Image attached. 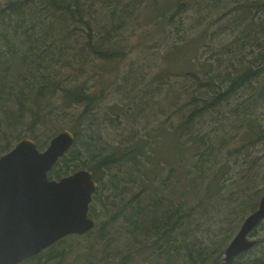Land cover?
Wrapping results in <instances>:
<instances>
[{
    "label": "trees",
    "instance_id": "trees-1",
    "mask_svg": "<svg viewBox=\"0 0 264 264\" xmlns=\"http://www.w3.org/2000/svg\"><path fill=\"white\" fill-rule=\"evenodd\" d=\"M230 1L237 16L230 25L219 30L233 35L224 45L230 54L227 61L219 58L217 64L216 60L207 63L213 74H209L210 69L206 68V77H202L193 69L192 56L196 53L193 49L197 45L196 40L184 35V38L167 49L165 55L166 60L180 61V66L164 70L159 63L149 65L148 69L141 65L139 68H132L125 78L118 81L116 91L121 94V99L131 98L133 101L130 106L133 112L128 111L126 115L136 118V114L144 113L153 101L147 99L140 103L136 100L138 91L141 92V84L135 80L137 70L140 72V80L150 76L164 84L171 79L166 78L168 74L191 77V82L182 86V91L174 92L157 106V110L163 114L174 106H178L177 113L180 114L182 110L181 122L173 127L172 133L150 144L149 135H152L146 133L145 139H140L139 129L133 124L132 128L139 135L131 130L129 136L118 144L106 141L104 133L94 127L88 116L105 98L106 81L101 79L102 85L94 93L78 78L96 67L95 60L112 62L125 57L124 48L108 45L112 39V30L127 27L128 17L135 18L138 24L145 27V31H153L155 28L157 31L159 24L167 21H178L185 25L184 16H192L194 8L196 13H203L205 10L204 15H208V20L211 16L215 18ZM204 15L197 16L195 21L204 23ZM211 25L212 23L209 24ZM240 44L243 47L237 49ZM69 69L72 72L66 73ZM173 81L180 82L181 79L174 78ZM245 86L253 87L256 92L251 96L245 95L241 105L252 108L264 102V0H5L4 3L0 0V156L25 137L35 139L42 149L47 141L39 139L35 130L48 123L49 115L60 108L84 106L81 113L77 114L78 128H70L75 134V142L49 172V176L59 179L81 168L93 171L99 185L89 215L95 221L98 219L96 205L100 203L102 213L109 215V223L113 224L115 236L125 237L129 245L140 244L136 250L124 255L120 264L125 259L132 260L134 255L140 257L141 262L143 259L148 262L155 258L156 264H162L163 260H170L172 254L181 251L185 252L184 259L188 264H207L210 260L217 264L222 260L223 248L232 239L231 234L213 253H209L208 248L198 244L196 238L191 240V236L177 232L182 225V222H178L185 215H191L193 209L201 208L204 200L206 202L211 198V192L199 199L186 213L183 210L191 199L178 206L169 202L172 194L167 192L173 182L174 171L182 167L175 164L160 179V184L158 178H151L147 161H143L142 157L146 155L145 147L148 143L156 155L165 157L166 160L189 154L194 145H209L216 158L228 140L221 137L219 146L215 141L210 144V136L200 135L191 126L198 114H205L209 108L222 104ZM199 88H206L207 92H195L194 89ZM204 93L206 96L201 97ZM184 94L187 100L182 102ZM238 106L234 111H238ZM118 108L124 111L123 106ZM60 114L65 113L59 112L57 115ZM120 114L118 111V115ZM244 115L247 116L246 109ZM248 125L251 135L256 136L251 137L243 147L264 141V128L261 129L260 124L252 120H249ZM162 128L160 126L158 130ZM57 133L59 132L54 135ZM185 133L187 138L184 142L182 135ZM167 137L172 141L167 140ZM14 140L15 144L12 143ZM170 150L171 153L167 155ZM239 151H231L229 154L234 155ZM205 153V150L201 152L202 155ZM70 155L72 158H69ZM209 160L199 159L195 164L196 168L200 169ZM72 161L76 163L72 164ZM257 165V160H252L250 169L253 170ZM182 166L188 168L183 164ZM186 171L191 173L189 169ZM137 177L141 179L142 191L129 196V184ZM212 188L215 189L208 186V190ZM104 191H109L110 194L104 195ZM255 207L253 205L251 210ZM97 225L96 223L93 229L83 235L91 236L95 233L101 240L107 239L106 247L110 243L116 249L112 255L122 256V247L113 244L117 239L110 234V227L108 229L104 224L97 229ZM63 239L20 264L34 260H40V264H50L49 260L65 264L66 253H54L55 247ZM109 259L110 257L104 260L92 258L91 262L96 264V261H106L109 264ZM237 259L231 264H243Z\"/></svg>",
    "mask_w": 264,
    "mask_h": 264
},
{
    "label": "rangeland",
    "instance_id": "rangeland-1",
    "mask_svg": "<svg viewBox=\"0 0 264 264\" xmlns=\"http://www.w3.org/2000/svg\"><path fill=\"white\" fill-rule=\"evenodd\" d=\"M1 1L2 3L5 2V0ZM225 5L226 7L222 8L215 18L211 16L208 20H206L208 15H204L205 10L203 13H196V8H194L192 16H184L185 25L178 21L174 23L167 21L159 24L157 31L156 28L153 31L152 29L145 31V27L138 24L135 18L128 17L127 27L119 28L118 31L112 30V39L108 45L114 48H124L126 50L125 57L112 62L95 60L96 67L91 72H87L78 78L79 81L85 82V87H88L90 92L93 91L94 93L102 85L100 80L104 79L106 81L104 83L106 86L105 98L96 109L88 113L89 121H93L94 127L104 133L106 141L118 144L129 136L131 130L139 135L138 131L132 128L133 124L139 129L140 139H145L146 133L152 135L153 138L149 135L150 144L165 138L168 133H172L173 127L181 122L180 114L182 110L179 114L176 110L178 106H174L168 108L163 114L157 110V106L159 103H164L174 92L182 91V86L189 84L191 77L184 74H168L166 78L171 79L164 84L150 76H145L140 80V72L137 70L135 80L141 84V92L138 91L139 96L136 95V100L140 103L147 99H153V101L149 103L148 109L144 113H137L136 118L126 115L128 111H130L128 113L133 112V110H130L133 101L131 98L121 99V94L116 91L118 81L120 78H125L132 68H139L141 65L144 69H148L149 65L159 63L164 70H168L172 66H180V61L166 60L165 55L167 49L184 38V35L188 38L193 37L196 40L198 46L196 45L193 48L196 50L195 55L192 56L193 69L199 72L202 77H206L204 69H210V66L207 65L208 62L216 60L215 64H217L219 58L225 61L229 58L230 53L224 45L231 40L233 35L227 31L221 33L219 30L230 25L237 15L236 10L232 9L233 4L231 1ZM202 15H204L202 17L204 23L196 22L197 16ZM210 23H212L211 26H209ZM186 24L188 25L186 26ZM240 47H243L242 44L238 45L237 49ZM70 72H72L70 69L66 70V73ZM209 74H213V70L210 69ZM174 78H180L181 81L175 82L173 81ZM194 90L197 93L207 92L206 88ZM253 92H256L253 87L245 86L222 104L209 108L205 114L197 115L198 117L191 129H195V132L200 135L210 136L212 138L209 141L210 144L215 141L216 145L219 146L222 141L221 137L228 140V143L222 147L216 158L211 153L209 145H194L189 154L179 156L174 160H166L165 157L156 155L148 143L145 147L146 155L142 157L143 161H147L151 178H158V182L169 173L175 164L182 167V169L179 168L174 171L173 182L169 185L167 192L172 194V200L169 202L178 206L183 201L191 199L190 203L187 201V208L185 207L183 210L186 213L187 210L198 203L199 199H203L206 194L211 192V198L206 202L204 200L201 208L193 209L191 215H185L184 219L178 222H182V225L177 230V232L191 236V240L196 238L197 243L207 247L209 253H213L218 246L222 245L230 234L232 238L237 233L243 219L254 210H251L253 205L257 207L260 198L264 194V141L243 147L251 137L255 138L256 136L255 134L251 135L248 125L249 120L260 124L261 129L264 128V102L252 108L246 107L245 104L241 105L245 95L250 94L251 96ZM209 94L211 95L212 91ZM200 96L205 97L206 94ZM186 100L187 97L184 94L182 102ZM236 105H239L237 112L234 111ZM118 106H123L124 111L120 110ZM83 107L78 105L67 109L60 108L49 115L48 123L42 124L41 127L35 130L39 139L47 141V145L42 149L48 146L50 139L56 132L78 128L77 114L81 113ZM243 108L246 109L247 116L244 115ZM118 111L121 113L120 115H118ZM59 112L65 114L58 116ZM185 113L187 114V112ZM170 117H172V120H169ZM160 126L163 128L158 130ZM24 134H26V130ZM186 138L185 133L182 135V140L185 142ZM167 140L172 141L170 137H167ZM12 143L15 144L16 140ZM204 150L206 153L202 155L201 152ZM235 150L240 151L234 155L229 154V152ZM69 158H72V155ZM203 158L210 160L205 165L200 166V169H197L196 162ZM254 159L257 160L258 165L251 170L250 163ZM71 163H76V161ZM182 164L188 168H183ZM187 169L191 171L190 174L186 171ZM210 185L215 189L208 190ZM142 188L141 179L137 177L134 182H130L127 194L132 196L134 193L142 191ZM103 194L107 195L110 192L104 191ZM100 206V203L96 205V210L99 211L98 219H96L97 229L106 224L108 229L110 227V234L114 237L115 232L112 230L113 224L109 223V215L103 214ZM254 231L251 237L258 238L261 242L242 257H239L237 261L240 263L264 262V220ZM115 237L117 241H114L113 244L122 247L123 254L120 257L112 255L116 251L113 245L109 243L106 247L107 239L101 240L95 233L91 236L68 235L55 247L54 253H66L65 264H95L91 262L92 258L104 260L108 257H110L109 264H120L123 256L136 250L140 244L129 245L125 237ZM225 247L223 250H225ZM184 256V251L174 253L170 260H163L162 264H188ZM40 262V260H34L26 264H40ZM49 262L50 264H58V260H49ZM96 264H107V262L96 261ZM123 264L156 263L155 258L149 259L148 262H144L143 259V262H141L140 257L134 255L132 260L129 258L126 261L125 259ZM207 264L214 263L210 260Z\"/></svg>",
    "mask_w": 264,
    "mask_h": 264
},
{
    "label": "water",
    "instance_id": "water-1",
    "mask_svg": "<svg viewBox=\"0 0 264 264\" xmlns=\"http://www.w3.org/2000/svg\"><path fill=\"white\" fill-rule=\"evenodd\" d=\"M75 134L64 129L45 149L26 137L0 156V264H20L71 234L83 235L96 225L89 215L98 182L81 168L59 179L49 172L73 146ZM264 220V194L217 264H231L258 244L251 237Z\"/></svg>",
    "mask_w": 264,
    "mask_h": 264
},
{
    "label": "bare ground",
    "instance_id": "bare-ground-1",
    "mask_svg": "<svg viewBox=\"0 0 264 264\" xmlns=\"http://www.w3.org/2000/svg\"><path fill=\"white\" fill-rule=\"evenodd\" d=\"M258 244H259V240H258ZM255 246H257V244H256ZM255 246H254V247H255ZM254 247H253V248H254ZM251 249H252V248H251ZM248 251H249V250H247V251H245V252H243V253H246V252H248ZM243 253H241V254H243ZM241 254H239V255L236 257V259H237Z\"/></svg>",
    "mask_w": 264,
    "mask_h": 264
},
{
    "label": "flooded vegetation",
    "instance_id": "flooded-vegetation-1",
    "mask_svg": "<svg viewBox=\"0 0 264 264\" xmlns=\"http://www.w3.org/2000/svg\"><path fill=\"white\" fill-rule=\"evenodd\" d=\"M256 208H257V207H256ZM256 208H255V209H256ZM255 209H254V210H255ZM254 210H253V211H254ZM250 213H251V212H250ZM260 224H261V223H260ZM260 224H259V225H260ZM259 225H258V226H259ZM258 226H257V227H258ZM257 227H256V228H257ZM256 228H255V229H256ZM255 229H254V230H255ZM234 236H235V235H234ZM234 236H233V237H234ZM233 237H232V238H233ZM256 239H258V238H256ZM258 240H259V243H260L261 240H260V239H258ZM257 245H258V244H257ZM226 247H227V246H226Z\"/></svg>",
    "mask_w": 264,
    "mask_h": 264
}]
</instances>
